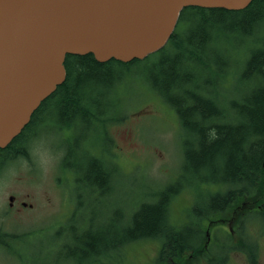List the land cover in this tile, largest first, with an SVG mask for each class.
<instances>
[{
	"label": "trees",
	"instance_id": "1",
	"mask_svg": "<svg viewBox=\"0 0 264 264\" xmlns=\"http://www.w3.org/2000/svg\"><path fill=\"white\" fill-rule=\"evenodd\" d=\"M184 25L185 36L178 29ZM233 33L244 35L238 43L247 53L239 74L247 85L238 99L226 105L213 91L202 93L199 86L187 89L195 79L188 71L192 63L204 60V51L218 44L219 35ZM155 57L159 68L151 75V89L176 112L185 143L177 181L185 179L192 167L208 169L218 177L209 182L206 177L197 179L216 188L207 189L210 194L205 199L200 197L204 208L191 211L194 221L187 227L174 224L169 207L181 189L191 188L189 180L183 181L187 185L180 189L178 182L165 187L157 194L156 204L143 203L128 217L119 210L124 225L83 231L68 251L80 255L82 264H96L102 256L120 253L131 242L154 238L161 242L158 264H223L231 251L244 252L254 264L256 240L247 232L249 223L264 234V0H252L240 10L184 7L163 47L142 59L99 62L91 53L67 54L63 82L40 103L20 133L0 148V168L17 158H28L29 140L38 130L48 125L66 128L70 135L64 139L59 167L71 174L75 212L90 204L96 206L95 199L113 191L120 173L100 155L112 148L107 129L114 120L98 107L105 105V97L112 93L113 82L120 81L122 69ZM93 129L102 137L101 146L92 143ZM84 196L92 203L86 204ZM225 211L237 213L235 224L218 237L216 231L211 234L210 227L213 217Z\"/></svg>",
	"mask_w": 264,
	"mask_h": 264
},
{
	"label": "rangeland",
	"instance_id": "2",
	"mask_svg": "<svg viewBox=\"0 0 264 264\" xmlns=\"http://www.w3.org/2000/svg\"><path fill=\"white\" fill-rule=\"evenodd\" d=\"M178 29L180 34H187V26ZM226 36L219 35L218 44L208 46L202 62L192 63L188 71L195 79L187 89L199 86L202 93L213 91L227 105L237 100L247 85L239 77L247 53L238 43L243 41V34ZM156 62L157 57L122 69L120 81L113 82L112 93L105 97V105L97 106L114 120L107 129L112 148L100 155L112 160L120 173L113 191L95 199L96 206L90 204L75 212L71 174L59 167L64 139L69 134L66 128L48 125L38 130L29 140L28 158H17L0 168V264H82L81 256L70 255L67 247L76 245L83 231L124 225L119 210L128 217L143 203L156 204L157 194L176 182L179 189L186 180L192 185L171 200L170 218L181 227L193 223L191 211L204 208L200 197L205 199L210 194L207 189L216 188L197 178L206 177L209 182L218 175L192 167L187 178L177 181L182 173L185 143L176 112L151 89V75L159 68ZM91 135L95 137L92 143L101 146L98 131L93 129ZM86 197V204L92 203ZM21 201L30 205L21 206ZM10 202L14 204L10 206ZM236 214L225 211L215 215L211 234L216 231L218 237H223V231L235 224ZM247 232L256 240L254 264H264V234L252 221ZM160 247L158 239H140L125 245L120 253H107L96 264H156ZM248 259L244 252L231 251L223 264H251Z\"/></svg>",
	"mask_w": 264,
	"mask_h": 264
},
{
	"label": "water",
	"instance_id": "3",
	"mask_svg": "<svg viewBox=\"0 0 264 264\" xmlns=\"http://www.w3.org/2000/svg\"><path fill=\"white\" fill-rule=\"evenodd\" d=\"M251 1L0 0V148L63 82L67 54L142 59L163 47L184 7L240 10Z\"/></svg>",
	"mask_w": 264,
	"mask_h": 264
},
{
	"label": "flooded vegetation",
	"instance_id": "4",
	"mask_svg": "<svg viewBox=\"0 0 264 264\" xmlns=\"http://www.w3.org/2000/svg\"><path fill=\"white\" fill-rule=\"evenodd\" d=\"M102 158L105 160V162H106L108 165H110V166L112 167V165H113V161H112V160L107 159V158H104V157H102ZM67 182H68V178H67V180H66V185H67ZM13 204H14L13 202H10V203H9L10 206H12ZM20 205H21V206H26V205H30V204H27L26 201H21V202H20ZM231 227H232V226H231ZM155 263L158 264V262H157V257L155 258ZM159 264H161V263H159Z\"/></svg>",
	"mask_w": 264,
	"mask_h": 264
}]
</instances>
